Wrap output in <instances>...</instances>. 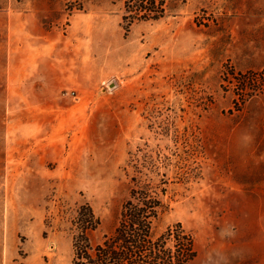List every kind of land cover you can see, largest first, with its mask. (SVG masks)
<instances>
[{
	"label": "rangeland",
	"instance_id": "374dc122",
	"mask_svg": "<svg viewBox=\"0 0 264 264\" xmlns=\"http://www.w3.org/2000/svg\"><path fill=\"white\" fill-rule=\"evenodd\" d=\"M0 0V264H73L132 179L165 182L157 232L180 224L192 264H264V0Z\"/></svg>",
	"mask_w": 264,
	"mask_h": 264
},
{
	"label": "trees",
	"instance_id": "16d2710c",
	"mask_svg": "<svg viewBox=\"0 0 264 264\" xmlns=\"http://www.w3.org/2000/svg\"><path fill=\"white\" fill-rule=\"evenodd\" d=\"M128 19L134 22H156L165 17L167 3L178 0H118ZM185 3L186 0H179ZM86 0L67 1L69 14L82 11ZM129 194L121 206L114 231L101 243L92 245L89 233L99 222L88 206H82L72 224L73 264H192L195 260L192 237L180 224L157 232V226L168 209L166 184L152 177L142 183L133 178Z\"/></svg>",
	"mask_w": 264,
	"mask_h": 264
}]
</instances>
